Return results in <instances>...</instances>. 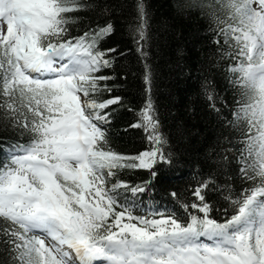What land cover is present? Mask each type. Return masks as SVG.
Instances as JSON below:
<instances>
[{"label": "snow or ice", "instance_id": "snow-or-ice-1", "mask_svg": "<svg viewBox=\"0 0 264 264\" xmlns=\"http://www.w3.org/2000/svg\"><path fill=\"white\" fill-rule=\"evenodd\" d=\"M89 7L88 0H0V118L29 137L0 160L4 264H264V0H216L212 13L219 59L235 61L227 68L239 94L234 108L225 113L213 82H200L208 108L235 133L226 138L232 156L222 159L235 161L248 186L234 193L209 176L192 188L190 203L179 202L184 217L160 208L136 214L143 194L155 191L158 167H171L175 155L152 97L144 0H134L128 24L145 85L130 127L142 129L150 145L135 156L114 151L108 136L124 106L105 74L124 52L101 47L114 24L72 35ZM124 170H145L149 179L131 184L120 178ZM210 191L227 202L220 219Z\"/></svg>", "mask_w": 264, "mask_h": 264}, {"label": "trees", "instance_id": "trees-1", "mask_svg": "<svg viewBox=\"0 0 264 264\" xmlns=\"http://www.w3.org/2000/svg\"><path fill=\"white\" fill-rule=\"evenodd\" d=\"M134 0H88V9L78 13L80 19L71 26L72 35H82L89 28L111 21L114 34L101 45L102 48L115 47L124 52L117 57L114 68L105 74L114 77L109 81L112 96L123 98L124 106L117 108L108 126L110 147L123 155L135 156L149 149L142 129L130 125L137 121V111L145 99L144 61L131 42L128 24L133 11ZM190 0H144L148 12L149 39L145 45L153 74L152 97L159 112L162 132L170 140L174 161L171 167H158L159 175L154 182V194L170 199L176 192L178 199L191 202V190L198 182L212 176L217 185L230 187L234 193L248 185L244 183L234 160L224 161V155L231 147L226 138L235 139V133L222 126L216 115L208 108L207 101L200 92V82L209 78L230 112L236 96L227 75L228 60L219 59V50L213 43L216 39L212 13L216 0H196L192 8L177 9V4ZM183 49L184 55L177 56ZM237 97V98H236ZM108 98V94L102 97ZM131 109V111L129 110ZM28 140L11 127H6L0 118V144H15ZM148 173L141 170H124L122 180L133 184L146 180ZM208 199L214 206L215 218L220 219L222 208L227 206L223 196L217 191L208 192ZM177 215L186 214L177 209ZM6 253L0 250V264H4Z\"/></svg>", "mask_w": 264, "mask_h": 264}]
</instances>
